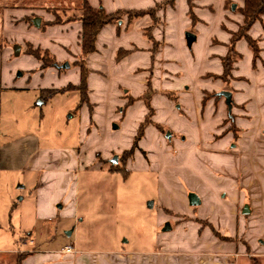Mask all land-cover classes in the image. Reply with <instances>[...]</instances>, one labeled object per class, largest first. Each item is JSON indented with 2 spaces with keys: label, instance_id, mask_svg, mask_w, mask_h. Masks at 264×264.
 I'll return each instance as SVG.
<instances>
[{
  "label": "rangeland",
  "instance_id": "rangeland-1",
  "mask_svg": "<svg viewBox=\"0 0 264 264\" xmlns=\"http://www.w3.org/2000/svg\"><path fill=\"white\" fill-rule=\"evenodd\" d=\"M164 1L89 0L107 12L161 4L155 22L146 15L123 33L108 26L113 29L103 33L108 46L100 42L92 58L86 57L89 75L94 76L92 87L88 77L89 103L79 106L78 90L47 95L49 89L76 84L79 79L83 0H0V144L39 142L43 148H64L65 153L75 154L78 148L87 151L90 146L100 150H94L96 161H90L88 153V167L76 171V215L62 217L56 208L50 218H39L32 233L23 227L19 204L28 194L19 185L31 173L0 172V264H23L28 255L24 250L32 247L47 251L33 256L31 264H74L71 256L62 253L68 244L74 246L73 254L82 264H102L107 257L103 255L119 252L139 257L157 252L162 248L159 240L173 235L185 222L194 220L209 226L196 217L204 213L218 220L217 211L228 210L230 200L222 197L225 192L218 194L217 182L207 178L204 170H213V162L228 158L219 145L207 141L220 124L217 121H221L220 128L235 132L231 122L223 119L229 109L225 97L218 95L220 91L234 94L232 113H244L246 104L240 101L248 99L254 86V91H259L254 110L264 113V67L259 62L262 52L254 66L248 42H237L241 57L231 54V59L238 60L234 69L237 66L241 80L232 79L234 69L229 80H222L216 75L223 72L221 57L226 55L231 37L226 26L239 29L241 23L232 24L229 15L241 17L242 0L225 1L226 21L222 20V0H192L194 15L189 13V6L185 12L186 0H175L173 4ZM185 16L192 23L187 25ZM36 18L41 19L40 26L35 25ZM123 20H128L127 15ZM147 25L152 27L145 28ZM143 31L146 37L148 33L155 39L151 41L152 60L149 51L143 49L148 43ZM187 32L196 35L191 46ZM249 34L257 37L260 48L264 47V24L257 23ZM221 41L227 42L226 53L219 56L225 52ZM17 46L21 48L19 54L15 52ZM130 46L139 49L122 58L120 66L112 67V52ZM37 48L49 67L42 68L43 62L30 54ZM53 62L56 65H51ZM65 63L69 67L63 68ZM101 68L107 74L98 71ZM145 119L152 121L143 141L147 151L140 148L139 142V148L131 153L138 127ZM236 132L229 150L244 158L242 151L232 147L242 130L236 128ZM211 147H216V152L209 150ZM115 156L117 163L112 162ZM181 190L196 194L202 205L190 208ZM247 200L246 205L250 203ZM251 221L252 217L242 216L239 223H249L248 236H259L264 241V222L258 220L251 225ZM167 224L172 228L165 231ZM72 230L74 233L69 235ZM236 243L238 249L233 254L245 264V244ZM260 261L264 264V258Z\"/></svg>",
  "mask_w": 264,
  "mask_h": 264
},
{
  "label": "crops",
  "instance_id": "crops-1",
  "mask_svg": "<svg viewBox=\"0 0 264 264\" xmlns=\"http://www.w3.org/2000/svg\"><path fill=\"white\" fill-rule=\"evenodd\" d=\"M225 1L226 0H222L221 5L223 9L222 20L226 21L228 11L225 7ZM186 3L187 7L185 12H188V0H186ZM243 5L244 0L241 2V6ZM186 16L183 19H185L187 22L186 24L189 25L191 20H187ZM229 18H231L230 22L232 24H234V22L235 24H240L243 21L242 14L241 17L239 16L238 18H235L234 15L231 14L229 15ZM122 22L123 24H106L102 28L98 35L97 50L99 48L100 42L104 47L108 46L107 42L105 43L103 39V33L105 31L110 33L113 32L112 28H115L116 32L120 30L122 31L121 33L127 32L130 23H128V20H123ZM257 23L264 24V16L261 20L256 21L252 28ZM151 25H147L145 28ZM108 26H112V28H108ZM226 28L229 29V33H231L230 31H235V27L232 25H230V27L226 26ZM142 34H144V31ZM144 36L146 37L145 34ZM146 38L148 43L144 45L145 47L143 49L147 53L149 51V56L152 60L153 57L150 50L152 42L150 39H148V37ZM254 38L257 37L254 36ZM221 42L223 43V47H225V52L219 56H222L226 53L227 42ZM116 48L117 46L115 49ZM120 48L131 51L127 56L130 54L132 55L134 51L139 49L138 47L130 46V48L119 47L117 51ZM261 52L262 59L259 60V62L260 66L264 67V47H261ZM94 53L89 54L87 59L90 60ZM116 54L117 52L114 54L112 52V57L110 58L111 61H109L114 68L120 66L122 60L125 59L124 57L119 62L116 61ZM235 68L236 69H234L233 75L234 77L232 79L241 80L239 77L242 76L238 75L237 66ZM98 71H102L104 73L107 72V70L102 68ZM136 71H139V69ZM221 72L222 70L220 73ZM93 76V73L89 75L91 87ZM79 80L80 75L79 79L75 83L77 84ZM90 91L92 92L91 89ZM254 92L256 93V96ZM249 93L250 94L247 100L240 101L246 104L244 113H234L236 128L242 130V133L240 136H238L237 140H235L237 141V144H234L232 147L239 149L238 152L242 151L244 158H240L238 155H236L238 153H236L234 150H229V147L234 141L237 132L235 134L233 131H229L226 128H220L221 121H217L218 124H220L218 125L217 129H214L212 132L213 136H210L211 140L207 141L213 145H219L223 156L228 158L226 160L222 159L220 161L213 162V170H209L207 168H204V170L207 178L217 182L216 184L219 188L218 194L225 192L222 197L230 200V206L228 207L227 211H217L216 214L220 216L218 220L209 218L204 215V213L202 216L196 217L197 219L200 218L204 221L212 223V225L221 233L236 239L232 241L221 240L214 235L209 226H202L200 223L194 220H189L185 222L180 229H176L173 235L167 237L164 236V239L161 238L159 240V244L162 248L157 250L155 253L136 257L135 254L132 253L125 254L124 252H119L113 255H103L107 257H105V260L101 262L104 264H240L238 260L240 261L242 258L233 254V252L238 249L236 243L238 241L245 244V248L243 250L245 251V254L243 255L246 256L245 264H247V261L250 262V264H254V262L258 261L261 264L260 258H264V241L261 240L262 238L259 236H251L250 234L248 236L247 231L250 229L249 223L246 222L245 225H240L239 223L242 216H247L249 218L252 217L251 225L253 222H257L258 220L264 222V218H262L264 215V113H258L254 110L255 102L258 98L257 95L259 94L258 89L254 91V86H251ZM262 94V100L264 103V92H262ZM200 114L202 115V113ZM228 114L229 113H225L223 119L227 118ZM144 140L145 139L143 137L140 141V148L144 151H147L146 146L143 145ZM237 146H239V148H237ZM88 148V152L78 148L77 153L75 154L71 151H69V153H65L66 149L64 148H43L39 142H31L27 144H19L15 142V144L8 146H3L0 144V172L4 170H8L10 172L19 170L22 172L29 171L31 173L30 176H26L25 183L23 182L19 185V188H23L28 193L26 196H22L19 203L21 206V213L24 222L23 227L27 232H34L39 218H46L49 217V215H54L56 208L59 209V213L62 217L71 218L73 215H76L75 209L78 184L76 171L77 169L81 170L82 168L88 167L89 163L86 162L88 153H91L89 155L90 161L91 159L96 161L97 158H93L94 150L100 151L97 150L96 147L90 146ZM215 148L216 147H211L209 150L216 152ZM141 149L139 150L141 151ZM61 150H63V154L60 153ZM258 152L261 153V157L258 156ZM68 154L69 156H67ZM213 171H216L219 176L214 175ZM181 193L183 201L186 202V204L191 208L192 205L190 204L188 193L186 191L183 192L182 190ZM212 196L213 195H211V197ZM248 198L250 199V203L248 204L249 212L244 213ZM202 203L203 202H201L199 205L201 206ZM186 215L188 217H193L188 213ZM253 217H259L260 219H253ZM73 233L74 230L70 231L68 234L72 235ZM30 242H33V240L30 239ZM64 249L62 253L66 254L67 256H71V258H73L74 264H82L79 258L73 254L74 252H64ZM24 251L28 252V255L24 257L23 264H31L34 261L33 256L46 253L47 250L41 252L35 247H32V249H26ZM143 256H146V258Z\"/></svg>",
  "mask_w": 264,
  "mask_h": 264
},
{
  "label": "trees",
  "instance_id": "trees-1",
  "mask_svg": "<svg viewBox=\"0 0 264 264\" xmlns=\"http://www.w3.org/2000/svg\"><path fill=\"white\" fill-rule=\"evenodd\" d=\"M175 0H165L164 3L173 4ZM161 4V3H160ZM157 4L156 6L150 7L148 9H119L113 12H107V10L103 6H93L89 0H83L82 11L83 15L81 16L82 21V31L80 34V48L83 63L80 65V82L78 84H69L61 88L49 89V95L53 96L58 92H65L67 90H78L80 92V103L79 106H82L85 103H89V93H88V77H89V67L86 63V57L89 54H92L97 51V39L98 35L101 32L102 28L106 24L116 23L123 20V16L127 15L128 23H132L134 20L143 17L145 15H149L152 18V21L155 22L157 20V8L160 6ZM189 13H192V0H188ZM243 16V21L239 25V29L237 31L231 32V37L229 42L227 43V53L226 55L221 57L223 72L221 75H216L220 77L222 80L227 81L230 79V75L232 70L234 69V64L238 60H232L231 54H238L241 57V53L236 49L237 42L242 39H245L249 46L253 51V65L255 66L256 61L260 58L261 48L259 46V41L257 38L252 37L249 34L252 26L256 21L261 20L264 16V0H244V5L239 8ZM152 27V26H151ZM150 27V28H151ZM148 39L154 42V36L147 33ZM41 50L37 48L34 51H30V54L34 55L37 59L44 61V57L40 54ZM131 51L120 48L116 54V60L120 61L122 58L127 56ZM47 54L48 51L46 50ZM153 57V54H152ZM154 58V57H153ZM51 65H56V63H52ZM45 62L42 63V68L49 67ZM227 76V78H226ZM227 79V80H226ZM150 82V81H149ZM150 83L148 84V86ZM45 96V97H47ZM206 99H203L202 104L204 105ZM151 102V101H150ZM147 102L148 107H151V103ZM92 109V107H90ZM227 120L231 122V129H233L236 134V124H235V114L229 112ZM152 123L145 119L140 126L138 127L137 134L134 137L133 146L130 149L131 153L134 152L135 149L139 148V142L145 135L146 128ZM124 170V169H123ZM169 211V210H168ZM170 212V211H169ZM204 222V221H203ZM207 225L210 226L212 232L216 237L224 241H232L236 238L224 235L219 230H217L212 223L205 221ZM255 264V262H254Z\"/></svg>",
  "mask_w": 264,
  "mask_h": 264
},
{
  "label": "water",
  "instance_id": "water-1",
  "mask_svg": "<svg viewBox=\"0 0 264 264\" xmlns=\"http://www.w3.org/2000/svg\"><path fill=\"white\" fill-rule=\"evenodd\" d=\"M236 5H234V8H235ZM34 23L36 26H40L41 24V19L40 18H36L34 20ZM186 39H187V43L189 46L192 45V43L194 42V40L196 39V35L192 32H187L186 33ZM20 46H17L16 49H15V52L16 54H19L20 53ZM63 68H67L69 67V63H65L64 65H62ZM21 74V73H20ZM219 96H223L225 97V100H226V104L228 106V109H229V112L232 111V108H233V103H234V99H233V94L231 91H228V90H224V91H220L218 93ZM115 128H118L117 125H114ZM168 137H171V133H168L167 135ZM117 160H118V157L115 156L113 159H112V162L113 163H117ZM189 201H190V204L192 206H196V205H199L201 203V200L200 198L194 194V193H190L189 195ZM249 212V208H248V205L245 207L244 209V213H248ZM172 227L170 224H167L166 227L164 228L165 231L167 230H170Z\"/></svg>",
  "mask_w": 264,
  "mask_h": 264
},
{
  "label": "built area",
  "instance_id": "built-area-1",
  "mask_svg": "<svg viewBox=\"0 0 264 264\" xmlns=\"http://www.w3.org/2000/svg\"><path fill=\"white\" fill-rule=\"evenodd\" d=\"M64 252H75V248L73 245H68L65 249Z\"/></svg>",
  "mask_w": 264,
  "mask_h": 264
}]
</instances>
